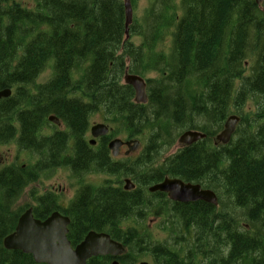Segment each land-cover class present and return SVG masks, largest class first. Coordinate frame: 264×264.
Masks as SVG:
<instances>
[{
	"label": "trees",
	"instance_id": "16d2710c",
	"mask_svg": "<svg viewBox=\"0 0 264 264\" xmlns=\"http://www.w3.org/2000/svg\"><path fill=\"white\" fill-rule=\"evenodd\" d=\"M148 5L130 25L131 36L142 37L135 44L124 41L122 0H0V89L15 90L0 102V112H10L0 126L10 127V141L18 131V149L38 157L29 168L14 163L0 171V264H37L30 254L5 249L2 241L23 210L12 205L24 188L40 172L60 167L74 177L116 176L118 183L81 185L63 210L53 193H32L36 218L56 210L69 217L73 246L93 230L124 244L119 264H135L143 252L156 264H264V1L148 0ZM46 67L49 79L37 83ZM126 68L141 76L161 74L147 81L144 105L134 103L132 87L122 83ZM231 110L241 121L249 119L231 142L213 146L202 139L154 166L161 146L174 142L173 130L212 135L197 119L219 129ZM51 113L67 130L46 136L42 129ZM97 113L127 138L148 133L139 156L112 159L107 137L89 145L85 133ZM123 176L136 187L125 191ZM164 177L212 189L219 206L206 204L202 211L198 203L173 204L165 194L147 192ZM166 212L179 223L162 229L171 245L156 243L147 228L130 223ZM111 259L96 256L86 264Z\"/></svg>",
	"mask_w": 264,
	"mask_h": 264
},
{
	"label": "water",
	"instance_id": "95a60500",
	"mask_svg": "<svg viewBox=\"0 0 264 264\" xmlns=\"http://www.w3.org/2000/svg\"><path fill=\"white\" fill-rule=\"evenodd\" d=\"M263 0H256L260 3ZM127 12L126 25L130 22V3L124 0ZM124 82L132 85L135 90L136 101L146 102V83L142 77L136 75L124 76ZM9 94L8 90L0 92V96ZM53 123L58 119L51 115L48 117ZM239 118L235 115L229 116L224 122L223 130L216 136V140L222 144L229 142L231 134L235 129ZM93 138L104 136L109 131L105 124L97 123L91 127ZM206 135L197 131L183 132L178 141L180 144L190 145ZM94 144V140H91ZM125 144L129 150H136L139 146L138 140L122 141L119 138L111 140L108 144L113 156L118 155L119 148ZM124 189H133L134 184L129 179L124 180ZM150 192L161 191L168 194L173 201L187 202L191 200L204 199L205 201L217 204L215 194L210 190H203L199 185L183 183L175 178H165L161 183L149 188ZM69 219L58 212H53L44 220L33 217L32 209L28 208L18 218L15 229L3 239V246L8 250H20L23 253L31 254L34 261L45 264H85L86 260L97 255L118 256L124 251L122 245L112 240L106 233L88 232L84 239L74 248L71 247L66 237L67 224ZM111 264H118L113 260ZM139 264H147L141 262Z\"/></svg>",
	"mask_w": 264,
	"mask_h": 264
},
{
	"label": "rangeland",
	"instance_id": "374dc122",
	"mask_svg": "<svg viewBox=\"0 0 264 264\" xmlns=\"http://www.w3.org/2000/svg\"><path fill=\"white\" fill-rule=\"evenodd\" d=\"M132 3V20L139 21L137 19H140V17H142V15H144V12L146 10V8L149 6L148 5V0H136V1H131ZM131 41L133 40L135 44L140 43V37L137 36H130ZM167 48V45H166ZM129 63L127 62L126 65H128ZM128 70V68H127ZM50 69L49 67H46L45 71L42 72L40 74V76L37 79V83H42L45 82L46 80L49 79L50 77ZM161 77L160 72L157 71H148L146 72V74L142 75V78L146 81L149 79H159ZM122 83H123V79H122ZM12 89V95L15 92V90L11 87ZM133 100V99H132ZM250 105L248 104L246 106V111L247 114H249V110H250ZM231 115H236L239 117V120L236 124V129L242 124V126L245 123L249 122V119H244V122L241 121L240 115L238 114V112H235L231 110L230 114L227 115V117L231 116ZM251 116V114H250ZM227 119V118H226ZM105 120V119H104ZM225 122V121H224ZM96 123H106L107 125H109V122L107 121H103L102 120V116L100 113L94 114L89 118V127L91 125H94ZM197 123H199L200 125H202V127L206 128L205 130L208 129V133L212 134V139H211V143H214V135L219 133L222 128H223V124L222 126L218 129L217 126H215L214 124H208V121L202 120V119H197ZM110 126V125H109ZM241 126V127H242ZM66 127L65 125H63L62 127H58L56 128V126L52 125V123H49L47 121V123L44 124L43 129H42V134L43 135H49L52 134L53 132H55L56 130H65ZM187 129H176L173 130V137L175 138L174 142L170 145L164 144L163 146H161L160 149V158L158 160V162L154 165L155 167L160 164L164 158L172 153H174L177 148L180 147V145L177 142V138H179V136L185 132ZM199 131V129H196ZM88 135V134H87ZM148 135V133L144 136V138L141 137H134L136 139H139L141 142V147L132 155L134 157L139 156L141 149L145 146L146 143V136ZM15 135V139H16ZM89 138V136H87ZM127 138L125 137V135H123V133L120 132V129H117L116 131H112L111 132V136L109 137L111 138ZM236 137V136H235ZM15 139H13L10 142V163H12L10 166H13L14 163L22 168V164L26 165L27 168L31 167V165H34V163H36L38 160V157L36 154L32 153V152H26V151H20L18 150L17 146L15 145L16 141ZM129 139V138H127ZM3 150H6V147L3 148ZM125 150V147L122 148V153ZM118 160H123V157L121 156L120 158H118ZM131 178L129 176H123L121 177V183L123 184V181L125 178ZM132 179V178H131ZM133 181V180H132ZM105 182H109V183H113L118 185V183L116 182V176H107L104 174H87L81 177H74L71 175L70 170L65 169V168H57L55 170H48V171H44V172H40L38 175V178L32 182L29 183L23 190L21 196L19 197V199L12 205L13 209H20L22 208V212L25 211L28 207H34L35 202L33 201V196L32 193L35 194V196H41L47 193H53L56 196L57 199V203L59 202L60 205L62 206H67L70 201L73 199V197L75 196V193L78 189V187H80L81 185H87L90 184L92 186H100L102 184H104ZM134 182V181H133ZM121 184V186H122ZM124 185V184H123ZM159 198L158 196L154 197ZM153 198V199H154ZM226 203H228L227 199H224ZM21 212V213H22ZM241 211L237 208L234 209V213L238 215V221L240 223V226H243V224L245 223V221L242 219L241 216ZM165 215H167V217H165ZM163 219H166V222H168L169 224H171L173 227L175 225H179V223L174 222V220L172 219V216L169 212H166L162 217H160L159 221H157L155 224V220H154V215H148L146 216L144 219H136V221H130L131 225H134L135 227L138 228H147L150 232V234L153 237V241H155L156 243L159 244H168L171 245L172 241L168 240L169 237L166 235V232L163 231L161 229V227L159 228L157 226V224L159 225L160 223L162 224ZM169 226V225H166ZM190 244V243H188ZM145 253V252H143ZM141 254L138 259L135 261V264H138L140 261H147L149 264H156V262L154 261V259L149 255V253H145V254Z\"/></svg>",
	"mask_w": 264,
	"mask_h": 264
},
{
	"label": "flooded vegetation",
	"instance_id": "af4514ba",
	"mask_svg": "<svg viewBox=\"0 0 264 264\" xmlns=\"http://www.w3.org/2000/svg\"><path fill=\"white\" fill-rule=\"evenodd\" d=\"M4 89H9V90H11V94H9L8 96H2V97H0V102H4L6 99H8V98H10V96L12 95V89L10 88V87H6V88H2L1 90H4ZM51 115H55V114H53V113H51V114H49L48 116H51ZM56 116V115H55ZM57 117V119H58V123L56 124V123H52V122H50V123H52V125H54V126H56V128H58V127H62L63 125H65L63 122H61V120L59 119V117L58 116H56ZM0 122H2V121H8V120H10V112H7V113H1L0 112ZM18 126V125H17ZM66 127V126H65ZM67 130V128L64 130V131H66ZM61 131H63V130H61ZM17 133H18V131L16 132V133H14V135H17ZM88 134V135H87ZM50 135V134H49ZM90 135V127L88 128V130L86 131V133H85V139L88 141V143H89V140L91 139V138H89V137H87V136H89ZM47 136V135H46ZM90 137H91V135H90ZM99 139H100V137H98V138H95V144H93V145H90V146H92V147H95V145H97L98 144V142H99ZM130 139V138H129ZM122 140H128L127 138H124V139H122ZM4 147H6V150L4 151L3 150V148ZM125 147V150L123 151V153H122V148H124ZM137 150H129L128 149V147L126 146V145H122L120 148H119V151H118V155L116 156L117 158H115V159H118V158H120L121 156L123 157V158H126V157H131L135 152H136ZM38 162V161H37ZM36 162V163H37ZM12 163H10V127H8V128H2V126H0V171H2L3 169H9L10 170V165H11ZM22 168H24V164H22V166H21ZM19 175V177H22L20 174H18ZM24 177H25V175H24ZM23 178V177H22ZM192 183H195V182H192ZM167 198V197H166ZM57 200V199H56ZM171 203H173V204H175L174 202H171ZM194 203H198L197 205H199V208H201L202 209V211H204V209H205V205H206V202L204 201V200H197V202H190V203H179V202H177V204H181V205H187V206H191V204L193 205ZM58 204V207L61 209V210H63V209H65L66 207L65 206H62V205H60V203L58 202L57 203ZM166 205H168V204H166ZM169 206V208H171V206L170 205H168ZM159 218L160 217H157V218H154V220H155V222H154V224L157 222V221H159ZM157 226H158V224H157Z\"/></svg>",
	"mask_w": 264,
	"mask_h": 264
},
{
	"label": "bare ground",
	"instance_id": "6f19581e",
	"mask_svg": "<svg viewBox=\"0 0 264 264\" xmlns=\"http://www.w3.org/2000/svg\"><path fill=\"white\" fill-rule=\"evenodd\" d=\"M123 1V5H124V0H122ZM264 1V0H263ZM263 1H261L260 3H258V4H261ZM128 2L130 3V22L126 25V17H127V12H126V8H125V5H124V12H125V20H124V41H128L129 39H130V36H131V34H130V25L133 23V20H132V12H133V9H132V3L130 2V0H128ZM257 3V2H256ZM126 75H136V76H139V77H142L141 75H137V74H132V73H130V72H128V70H127V68L124 70V73H123V78L122 79H124V76H126ZM129 86H131L132 87V89H133V91H134V95H133V102L134 103H136V104H145V103H147V100H146V102L145 103H142V102H137L136 101V95H135V90H134V88H133V86L132 85H129ZM4 90H8L9 91V94H11V90H9V89H4ZM4 90H1L0 89V92H2V91H4ZM8 94V95H9ZM8 95H6V96H8ZM118 95V94H117ZM0 97H2V96H0ZM12 97V96H11ZM146 99H147V92H146ZM99 100H100V98H99ZM98 100V101H99ZM104 100V99H103ZM97 101V102H98ZM107 102H108V100H107ZM102 103V102H101ZM109 104V103H108ZM112 104V103H111ZM173 104V103H172ZM105 105V104H104ZM108 106V105H107ZM106 107V106H105ZM50 109V108H49ZM137 112V111H136ZM67 113V112H66ZM138 113V112H137ZM236 116V115H235ZM144 117V116H143ZM238 117V116H237ZM134 118V117H133ZM226 118H228V117H226ZM226 118H225V120H226ZM239 118V117H238ZM1 119V118H0ZM130 119V118H129ZM132 120V119H131ZM224 123V122H223ZM17 124V123H16ZM81 124V123H80ZM18 125V124H17ZM93 125H91L90 126V129H91V127H92ZM88 128H89V121H88ZM88 128H87V130H88ZM223 128H224V124H223ZM223 128H222V130H223ZM86 130V131H87ZM221 130V131H222ZM186 131H189V132H192V131H197V132H201V133H204V132H202V131H198V130H195V129H187ZM220 131V132H221ZM111 132H112V128L107 132V134H105L104 136H99L100 137V139L101 138H104V137H107V148H108V150H109V156L112 158V159H114V157H113V155H112V153H111V150L109 149V147H108V144H109V142L111 141V140H113V139H115V138H117V137H115V138H109L110 136H111ZM219 132V133H220ZM235 132H236V125H235V129H234V131H233V133L231 134V137H230V139H229V142H231V140L232 139H234V136H235ZM219 133H217V134H215L214 135V137H213V139H214V143H211L213 146H217V145H226V144H228V143H226V144H222V143H220V142H218L217 140H216V136L219 134ZM205 135H206V139H208V140H210L211 141V139H212V136L211 135H208L207 133H204ZM90 135H91V130H90ZM180 137V136H179ZM96 138H98V137H96ZM13 139H15V138H13ZM12 139V140H13ZM99 139V140H100ZM178 139L179 138H177V142H178V144L180 145V147H182V146H188V145H183V144H180L179 143V141H178ZM11 140V141H12ZM94 140V144H95V138L93 139ZM200 140H202V139H200ZM10 141V142H11ZM16 141V140H15ZM199 141V140H198ZM197 142V141H196ZM195 143V142H194ZM193 144V143H192ZM90 145H93V144H90ZM191 145V144H190ZM96 146V145H95ZM179 147V148H180ZM179 148H177V150L179 149ZM60 168H63V167H60ZM66 169V168H65ZM165 178H175V179H177V180H180L181 182H183V183H190V184H194V185H199L200 186V188L201 189H203V190H210V191H212L214 194H215V196H216V199H217V204H213V203H209V202H207V201H205L204 199H198V201L199 200H204L205 202H206V204H210V205H213V206H215V207H218L219 206V200H218V195H216V192H214L212 189H208V188H205V187H203L202 185H200V184H198V183H192V182H187V181H184L183 179H181V178H177V177H164L161 181H159V182H157V183H154V184H151V185H149V186H147V192L148 193H158L157 191H155V192H150L149 191V188L151 187V186H153V185H155V184H158V183H161ZM125 180V179H124ZM123 184H124V181H123ZM122 184V187H123V189H124V185ZM125 191H129V190H126V189H124ZM169 202H174V203H176L177 204V202H179V201H170L168 198H166ZM190 202H197V200H191V201H187V202H179V203H190ZM167 204V203H166ZM168 205H170L169 203H168ZM171 206V205H170ZM169 207V206H168ZM168 209V208H167ZM169 210H170V208H169ZM171 213H173V212H171ZM159 217H161L160 215H159ZM163 223V225L165 226V224H167L168 222H166V219H163V221H162ZM92 231V230H91ZM142 241V240H141ZM2 243H3V241H2ZM135 249V248H134ZM158 255V254H157ZM161 260V259H160Z\"/></svg>",
	"mask_w": 264,
	"mask_h": 264
}]
</instances>
